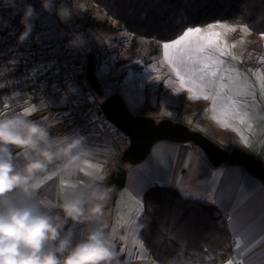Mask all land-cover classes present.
Returning a JSON list of instances; mask_svg holds the SVG:
<instances>
[{
    "label": "rangeland",
    "instance_id": "374dc122",
    "mask_svg": "<svg viewBox=\"0 0 264 264\" xmlns=\"http://www.w3.org/2000/svg\"><path fill=\"white\" fill-rule=\"evenodd\" d=\"M75 11L77 28L89 30L105 47L97 78L106 96L119 89L129 107L196 125L192 128L208 133L217 143L219 139L229 146L251 147L258 151L256 159L264 158V35L242 24L215 21L192 27L204 30L199 40L193 36L179 50L163 48L175 39L162 42L159 53L152 56L151 41L121 30L90 0H75ZM209 25L218 27L209 30ZM79 48L86 49V42ZM206 68L201 79L198 71ZM178 71L187 75L181 79ZM124 192L118 201L117 226L127 229L141 224L144 204L143 198L124 199Z\"/></svg>",
    "mask_w": 264,
    "mask_h": 264
},
{
    "label": "crops",
    "instance_id": "0c3cea01",
    "mask_svg": "<svg viewBox=\"0 0 264 264\" xmlns=\"http://www.w3.org/2000/svg\"><path fill=\"white\" fill-rule=\"evenodd\" d=\"M0 6L11 12H20L22 0H0ZM46 18L51 23V36L62 37L69 48H77L69 44L70 33L55 12H47ZM79 89L82 91L81 85ZM115 91L122 95L119 89H114L110 94ZM92 109L90 105L89 115ZM129 109L137 115L173 118L136 106H130ZM26 112L29 119L46 125L50 137L56 140L64 137H85V146L91 153L86 158L88 163L82 165L84 170L76 175L57 171L56 164L50 165L47 173L41 174L43 183L34 196L43 208L53 213L59 212L61 191L75 190L92 176H102L101 183L108 187V181L115 165L120 161L121 153L101 122L90 121L91 125L86 130L64 132L56 124L44 122L46 107L42 103L18 90L0 89V118ZM187 124L190 127L196 126ZM216 140L228 151L240 149L258 158V151L251 147L229 146L228 141ZM13 152L18 165H23L32 157V153L26 149L14 148ZM260 160L264 161V158L260 157ZM125 168V184L105 203L102 220L107 225L106 234L112 239L121 264H158L151 259L147 250L145 252L139 234L135 241L131 238L122 241L119 237L126 229L117 226L121 222L118 215L121 193L125 191L124 199L140 201L144 192L153 185L175 187L184 197L213 204L225 213L235 244L233 256L222 264H229L230 261L232 264H264V181L245 167L228 162L215 166L206 152L195 144L161 140L152 146L145 159L134 165L127 164ZM95 226V222L69 221L66 227L74 231L75 239L78 240L83 232Z\"/></svg>",
    "mask_w": 264,
    "mask_h": 264
},
{
    "label": "clouds",
    "instance_id": "9594fccd",
    "mask_svg": "<svg viewBox=\"0 0 264 264\" xmlns=\"http://www.w3.org/2000/svg\"><path fill=\"white\" fill-rule=\"evenodd\" d=\"M42 8L55 12L62 22L70 21L75 11V0H41ZM21 16L24 31L19 41L31 34L39 14L32 4H25ZM19 14V11L17 12ZM8 20L0 18L7 26ZM69 44L82 46V33H70ZM85 137H50L48 127L17 113L0 118V264H121L119 253L102 222L105 203L111 189L104 186L102 176H92L77 189L61 191L59 212H50L35 199V192L43 183L41 174L56 164V170L70 175L83 171L91 155ZM14 148L32 153L23 165H18ZM72 222H95L96 226L75 239L66 227ZM143 224H132L119 237L135 241Z\"/></svg>",
    "mask_w": 264,
    "mask_h": 264
},
{
    "label": "trees",
    "instance_id": "16d2710c",
    "mask_svg": "<svg viewBox=\"0 0 264 264\" xmlns=\"http://www.w3.org/2000/svg\"><path fill=\"white\" fill-rule=\"evenodd\" d=\"M121 30L160 44L193 26L228 21L264 35V0H90ZM139 237L158 264H222L234 252L225 213L217 206L184 197L172 186L153 185L143 194Z\"/></svg>",
    "mask_w": 264,
    "mask_h": 264
},
{
    "label": "built area",
    "instance_id": "2783aa9c",
    "mask_svg": "<svg viewBox=\"0 0 264 264\" xmlns=\"http://www.w3.org/2000/svg\"><path fill=\"white\" fill-rule=\"evenodd\" d=\"M60 2L56 0L57 4ZM25 4H32L39 18L29 37L20 42ZM46 16L41 0H22L19 14L0 6V18L9 21L6 27L0 24V89L18 90L42 103L46 107L44 122L56 124L64 132L86 130L91 125L90 103L79 89L80 76L90 54L95 56L97 65L103 63L105 47L89 30L78 29L71 19L62 22L63 26L69 33H82L87 48H69L62 37L49 34L51 23ZM93 122L103 124L122 154L131 142L129 136L104 116Z\"/></svg>",
    "mask_w": 264,
    "mask_h": 264
},
{
    "label": "water",
    "instance_id": "95a60500",
    "mask_svg": "<svg viewBox=\"0 0 264 264\" xmlns=\"http://www.w3.org/2000/svg\"><path fill=\"white\" fill-rule=\"evenodd\" d=\"M97 67L95 56L90 54L86 66L89 79L97 78ZM99 82L102 87V82L100 80ZM96 94L90 90L87 92L89 103L93 108L89 115L90 121L93 122L100 116H104L131 140L122 152L120 161L115 165L108 181V188L111 189L110 196L125 184L127 176L125 165H134L145 159L152 146L161 140L193 143L206 152L213 165L219 166L225 162L239 165L264 181L263 161L256 159L250 152L240 149L228 151L200 130L171 118L157 120L152 116L134 114L118 91L106 96V91L102 89V92H96Z\"/></svg>",
    "mask_w": 264,
    "mask_h": 264
},
{
    "label": "snow or ice",
    "instance_id": "6c2138e0",
    "mask_svg": "<svg viewBox=\"0 0 264 264\" xmlns=\"http://www.w3.org/2000/svg\"><path fill=\"white\" fill-rule=\"evenodd\" d=\"M216 27H218V25H209L208 26V29L211 30V29L216 28ZM220 27L227 28L229 26H227V25H220ZM203 32H204V30L201 29L200 27H196V28L189 27L179 38L173 40L171 43H165V44H163V48L165 50H167V49L172 48V47L175 46L179 50L181 47H183V45H184L185 42L191 43V38L193 36H196L197 40H199L200 35ZM210 35L211 36H216V35H218V33H211L210 32ZM205 39H208V37H205ZM165 54H167V53H165ZM206 70H208V69L206 68V69H203V70H199L198 71V75H199V77L201 79H203V72L206 71ZM212 74H214V72ZM177 75H178V77H180L182 79L184 75H187V73H183L182 74L180 71H178L177 72ZM205 98H209L210 99L212 97H205ZM26 114H27V112H26ZM233 115H235V113ZM229 264H232V262L230 261Z\"/></svg>",
    "mask_w": 264,
    "mask_h": 264
},
{
    "label": "flooded vegetation",
    "instance_id": "af4514ba",
    "mask_svg": "<svg viewBox=\"0 0 264 264\" xmlns=\"http://www.w3.org/2000/svg\"><path fill=\"white\" fill-rule=\"evenodd\" d=\"M80 85L82 86V91L84 95L87 97V99H88V95H87L88 90H90L94 94H96V92H102V89L106 91L104 85H102L101 87L98 78H93V79L88 78L86 70L80 76Z\"/></svg>",
    "mask_w": 264,
    "mask_h": 264
}]
</instances>
